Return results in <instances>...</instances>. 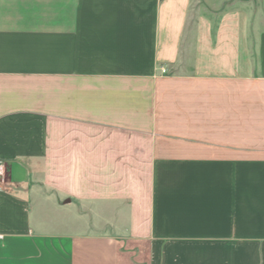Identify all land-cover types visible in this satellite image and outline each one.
Listing matches in <instances>:
<instances>
[{
	"label": "crops",
	"instance_id": "0c3cea01",
	"mask_svg": "<svg viewBox=\"0 0 264 264\" xmlns=\"http://www.w3.org/2000/svg\"><path fill=\"white\" fill-rule=\"evenodd\" d=\"M249 1L0 0V264H264Z\"/></svg>",
	"mask_w": 264,
	"mask_h": 264
},
{
	"label": "built area",
	"instance_id": "2783aa9c",
	"mask_svg": "<svg viewBox=\"0 0 264 264\" xmlns=\"http://www.w3.org/2000/svg\"><path fill=\"white\" fill-rule=\"evenodd\" d=\"M161 74H165L164 69L160 68ZM7 167L4 162L0 161V185H5L7 183Z\"/></svg>",
	"mask_w": 264,
	"mask_h": 264
},
{
	"label": "rangeland",
	"instance_id": "374dc122",
	"mask_svg": "<svg viewBox=\"0 0 264 264\" xmlns=\"http://www.w3.org/2000/svg\"><path fill=\"white\" fill-rule=\"evenodd\" d=\"M261 1V4H259L258 2H257V0L256 1H254V2H251V1H249L246 5H249V7L251 8L252 7V5H255L254 7H255V9L257 8V7H259L260 5L262 6V10L264 9V0H260ZM228 3V2H227ZM218 5H220L221 4V1H219L218 3H217ZM254 9V10H255Z\"/></svg>",
	"mask_w": 264,
	"mask_h": 264
}]
</instances>
